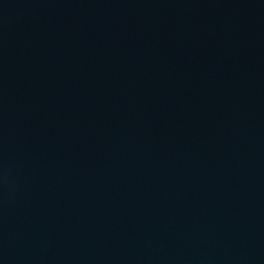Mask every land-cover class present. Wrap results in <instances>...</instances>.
<instances>
[{
  "label": "water",
  "instance_id": "water-1",
  "mask_svg": "<svg viewBox=\"0 0 264 264\" xmlns=\"http://www.w3.org/2000/svg\"><path fill=\"white\" fill-rule=\"evenodd\" d=\"M0 264H264V0H0Z\"/></svg>",
  "mask_w": 264,
  "mask_h": 264
}]
</instances>
